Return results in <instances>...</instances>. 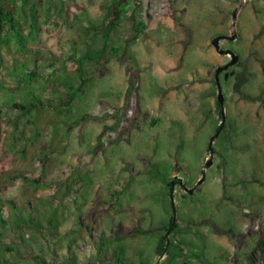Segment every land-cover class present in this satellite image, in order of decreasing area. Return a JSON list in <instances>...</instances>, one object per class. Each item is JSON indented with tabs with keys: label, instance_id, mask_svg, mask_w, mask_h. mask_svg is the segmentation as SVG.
<instances>
[{
	"label": "rangeland",
	"instance_id": "1",
	"mask_svg": "<svg viewBox=\"0 0 264 264\" xmlns=\"http://www.w3.org/2000/svg\"><path fill=\"white\" fill-rule=\"evenodd\" d=\"M243 1L5 3L16 31L0 43V196L40 229H0V264H61L68 244L71 264H264V0ZM233 31L219 43L239 57L219 74L227 132L195 187L221 123L214 74L230 60L210 42ZM33 69L31 84L12 75ZM36 100L48 106H13ZM175 177L195 192L173 193L171 255L186 246L168 260L156 246Z\"/></svg>",
	"mask_w": 264,
	"mask_h": 264
},
{
	"label": "trees",
	"instance_id": "2",
	"mask_svg": "<svg viewBox=\"0 0 264 264\" xmlns=\"http://www.w3.org/2000/svg\"><path fill=\"white\" fill-rule=\"evenodd\" d=\"M9 1L10 0H0V43L2 42V39H3L5 25L8 26V30H10L12 32L16 31V22H15V19H14V14H15L14 5L10 3V5H7L6 7H3L5 5V3H8ZM20 1H21V5H23V6L27 5V0H20ZM131 25L133 27V32H134V35L131 38V41H135L138 38L139 33L142 31L143 26L140 23H136L134 20H132ZM99 54L100 53H98V55ZM85 58H86V55L82 56L81 60L78 62V67H77L76 70H77L79 75L82 74V70H83V62H82V60H84ZM12 75L14 77H16L18 79V81L21 80L25 84H31V83L35 82L40 77L39 74L36 71H34V69L31 70L28 73H24L22 75V77H18L16 72H14V71L12 72ZM74 95H75V93H71L70 92V93H68L67 96L72 98V97H74ZM243 97L246 100H248V101H259V102L262 101L260 94L259 95H252V96L251 95H243ZM48 103H49V101L42 102L40 100H36V101L30 102V103H27L26 105L13 104V106L15 108H18V109L22 110V114L23 115H26V114L28 115L32 110H35L38 107H46V106H48ZM216 106L220 110L219 105L216 104ZM219 119H220V122H221L220 114H219ZM220 126H221V123L216 128L214 134L219 130ZM0 129H1V127H0ZM226 132H227V124L224 123L222 125V129H221V131L219 133L220 135H218V137L215 138L214 140H217L219 137L224 136ZM162 182L164 184H166V189L169 192V187H170V182L171 181L166 182L165 179H163ZM31 184H32V186H37L35 181H32ZM61 195L65 196L64 193H61ZM56 197L57 198L59 197L58 196V192H57V196ZM5 208L7 209V211H4ZM79 216H80V214H79ZM79 216H78V219H79ZM78 219H76L77 223H79ZM9 224L12 225L13 229H18L20 227H28L30 225L34 229H37V230L40 229L39 222L36 221V220L31 219L29 216L26 215L25 206H21V207L16 206L13 202H11V201H9V200H7V199H5V198L0 196V229L6 228ZM177 227L178 226L176 224V220L173 221L172 216L168 220L167 227L166 228L163 227V226L161 227V229L164 230V234L159 238L157 246H156V254L158 256H161L164 252L168 254L167 255L168 256L167 257L168 260H172L173 257H175V256L177 258L182 256V253H181L182 252V245L186 246L185 243L179 242L175 246L176 249H177V253H178L176 255H174V254L171 255L172 252H173V251L172 252L170 251V247L172 246V243H170V244H168V246H166V240H165L166 231L168 232V235L170 236V235L175 233ZM98 240H99V248H98L97 254H100L103 251V249L105 248V246L107 245V242L104 240L103 237H98ZM1 243H2V234L0 232V244ZM70 248H71L70 244H68V247H67L68 252H67L66 259H64L61 264H71V263L68 262L69 260H71L70 256H69L70 255V253H69ZM8 250L12 251L10 248H8ZM67 258H68V260H67ZM115 258H116L117 264L120 261H122L121 260V256L118 253H115ZM5 262L6 261H1V264H4Z\"/></svg>",
	"mask_w": 264,
	"mask_h": 264
},
{
	"label": "water",
	"instance_id": "3",
	"mask_svg": "<svg viewBox=\"0 0 264 264\" xmlns=\"http://www.w3.org/2000/svg\"><path fill=\"white\" fill-rule=\"evenodd\" d=\"M247 1H253V0H244L243 2H247ZM240 7L241 6H239V8ZM237 11L238 10H235L232 13V26L231 27H232L233 30L235 28V21H236V17H237ZM235 37H236V34L233 31V33L230 36H220V35L215 36L214 38H212V40L210 42L212 47L214 48L215 52L218 55H220V56L229 55L230 56V60L224 66L218 67L216 69V71H215V74H214V82L216 84V89H217L216 100H217V103H218V105L220 107L221 126H220L219 130L213 136H211V138L209 139V142H208V145H207V150H208V153H209V157L204 163L203 175L197 181L195 187H198L204 181L205 172L212 165L213 157H214L213 141H214L215 138L218 137V135H219V133H220V131L222 129V125L225 123V119H226L225 118L224 107H223V105H224V97H223L221 86H220V82H219V74L221 72L229 69L231 66L236 65L237 62L239 61V57L237 55H235L230 49H226V50L221 49L219 43H220L221 39L228 40V41H234ZM175 179H177V177H175L174 180ZM179 183H180V185H182L181 181ZM172 185H173V182H171V186ZM185 192H187L189 195H191L193 190L185 188ZM169 199H170V203H171V207H172V219H173V221H175L176 220V212H175V207H174V200H173V192H172V190L169 192ZM165 239H166V246H168V244H169L168 232H166Z\"/></svg>",
	"mask_w": 264,
	"mask_h": 264
},
{
	"label": "flooded vegetation",
	"instance_id": "4",
	"mask_svg": "<svg viewBox=\"0 0 264 264\" xmlns=\"http://www.w3.org/2000/svg\"><path fill=\"white\" fill-rule=\"evenodd\" d=\"M221 41H228V40L221 39ZM224 56H227V57L230 58L229 55H224ZM208 157H209V153H208ZM202 175H203V173H202ZM171 181L173 182V185L171 186V183H170L169 192L172 190V192L174 193V191H178L179 190L182 193H185V188L192 189L193 190L192 194L195 192L194 186H192V188H188L187 185L181 179L179 180L177 178L174 181H173V179ZM180 181L182 182V185H180V183H179ZM165 235H166V233H165ZM168 237H169V235H168Z\"/></svg>",
	"mask_w": 264,
	"mask_h": 264
}]
</instances>
